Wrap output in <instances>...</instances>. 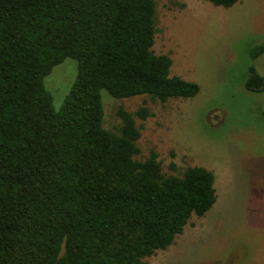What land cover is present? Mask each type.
Here are the masks:
<instances>
[{
	"label": "trees",
	"instance_id": "obj_1",
	"mask_svg": "<svg viewBox=\"0 0 264 264\" xmlns=\"http://www.w3.org/2000/svg\"><path fill=\"white\" fill-rule=\"evenodd\" d=\"M155 31V0H0V264H149L215 202L210 169L136 158L147 106L119 105L103 127L101 89L160 102L199 91L153 51ZM263 52L253 44L250 59ZM65 58L76 76L55 108L43 80ZM245 87L264 89L252 63Z\"/></svg>",
	"mask_w": 264,
	"mask_h": 264
},
{
	"label": "rangeland",
	"instance_id": "obj_2",
	"mask_svg": "<svg viewBox=\"0 0 264 264\" xmlns=\"http://www.w3.org/2000/svg\"><path fill=\"white\" fill-rule=\"evenodd\" d=\"M152 49L172 59L170 74L199 85L189 98L154 101L148 95L112 97L100 90L103 127L118 123L119 105L147 106L137 140L143 159L153 149L166 173L201 165L214 174L216 200L202 216L192 214L149 264H264V89L245 87L252 63L264 76V0H239L230 7L208 0H155ZM77 62L65 58L44 77L58 108L76 76ZM175 164V171L168 167Z\"/></svg>",
	"mask_w": 264,
	"mask_h": 264
}]
</instances>
